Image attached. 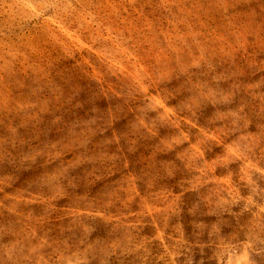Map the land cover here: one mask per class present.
<instances>
[{
	"label": "rangeland",
	"instance_id": "1",
	"mask_svg": "<svg viewBox=\"0 0 264 264\" xmlns=\"http://www.w3.org/2000/svg\"><path fill=\"white\" fill-rule=\"evenodd\" d=\"M0 264H264V0H0Z\"/></svg>",
	"mask_w": 264,
	"mask_h": 264
}]
</instances>
